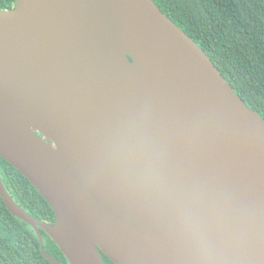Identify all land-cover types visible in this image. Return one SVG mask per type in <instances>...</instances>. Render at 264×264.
Here are the masks:
<instances>
[{
	"label": "water",
	"instance_id": "95a60500",
	"mask_svg": "<svg viewBox=\"0 0 264 264\" xmlns=\"http://www.w3.org/2000/svg\"><path fill=\"white\" fill-rule=\"evenodd\" d=\"M0 158L68 264H264V119L153 0L0 10Z\"/></svg>",
	"mask_w": 264,
	"mask_h": 264
},
{
	"label": "trees",
	"instance_id": "16d2710c",
	"mask_svg": "<svg viewBox=\"0 0 264 264\" xmlns=\"http://www.w3.org/2000/svg\"><path fill=\"white\" fill-rule=\"evenodd\" d=\"M209 57L235 93L264 119V0H153ZM14 0H0V10ZM0 178L11 198L34 218L52 224L46 201L0 158ZM43 249L61 264L66 258L40 230ZM104 264H113L100 252ZM0 264H52L32 227L9 213L0 198Z\"/></svg>",
	"mask_w": 264,
	"mask_h": 264
}]
</instances>
